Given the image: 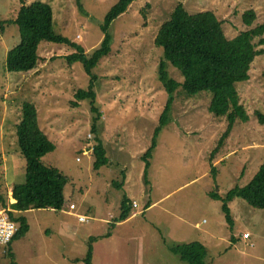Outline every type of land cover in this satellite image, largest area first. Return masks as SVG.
I'll list each match as a JSON object with an SVG mask.
<instances>
[{"label":"rangeland","instance_id":"obj_1","mask_svg":"<svg viewBox=\"0 0 264 264\" xmlns=\"http://www.w3.org/2000/svg\"><path fill=\"white\" fill-rule=\"evenodd\" d=\"M115 1L80 0L83 13L78 0H25L46 29L81 43L88 54L100 43V25ZM178 2L191 14L214 12L228 39L264 24V0L132 1L111 23L110 52L93 68L95 105L101 113L98 137L108 157V164L98 171L92 169L90 107L86 100L73 105L77 90L90 84L82 64L70 65L64 57L74 49L41 41L33 70L9 71L7 53L21 36L18 26L3 24L0 121L6 106L15 112L5 131L0 130V184L7 205L12 203V186L25 179V160L16 134L24 100L35 106L41 130L56 145L43 161L68 179L60 184L65 197L62 211L31 207L22 212L29 229L13 242L16 264H82L80 257L90 237H94L93 264H188L171 247L194 240L207 246L208 264H264V211L235 198L228 204L234 220L231 228L222 203L209 196L216 192L225 197L233 187L246 186L264 161V126L255 115L257 111L264 114V53L252 63L250 78L236 83L250 120L234 125L212 162L211 153L227 127L225 118L210 113V92L191 96L182 87L175 91L171 122L160 134L150 183L146 182L144 156L169 96L159 75L163 48L155 40ZM21 6L20 0H0V26L2 21L15 19ZM251 10L256 18L248 26L243 15ZM255 42L264 48L258 39ZM168 70L183 80L175 67L169 65ZM85 150L89 152L83 155ZM124 196L132 206L135 201L140 207L133 209L136 216L118 223ZM70 203L77 206L75 213L89 217L88 223L63 212ZM151 204L156 206L149 208ZM1 260L0 264H10L7 256Z\"/></svg>","mask_w":264,"mask_h":264},{"label":"trees","instance_id":"obj_2","mask_svg":"<svg viewBox=\"0 0 264 264\" xmlns=\"http://www.w3.org/2000/svg\"><path fill=\"white\" fill-rule=\"evenodd\" d=\"M21 1V8L15 19L2 21L0 29H4V23H13L19 27L20 42L7 53L6 66L9 71L26 73L35 68L39 56L37 48L41 41H51L70 46L74 51L65 55L70 65L81 63L85 72L90 76V84L87 89L80 88L75 93L76 100L73 105L78 106L86 100L92 113L91 133L94 145L92 154L94 161L92 169L98 171L108 164V157L103 141L98 137L97 122L101 113L96 107V92L94 82L97 75L93 74V68L100 59L106 56L111 49L112 37L109 32L111 23L122 15L130 3L134 0H116L104 16L100 31L102 39L97 47L88 54L81 43L71 40L69 37L49 31L41 24L37 16L27 7L25 0ZM78 7L84 13L82 2L78 0ZM256 18L254 11H247L243 15L246 25L251 26ZM264 45V24L238 34L228 39L223 22L212 11H204L195 14L189 13L182 2L176 4L169 18L163 23L156 36V45L163 48L162 61L159 75L167 93V104L160 116V124L156 128L152 145L144 156L146 162L145 178L150 183L149 175L152 168V160L159 146V138L164 127L171 122V112L174 103V93L179 88L188 95H196L207 91L211 93L209 111L217 118H225L227 127L219 140L218 146L211 153L210 161L223 147L226 139L236 123H248L250 116L241 103V96L236 83L247 81L250 78V70L255 58L264 53V48H258L257 42ZM175 67L183 77L178 81L169 73L168 66ZM22 114L16 126L18 146L25 160V179L23 183L14 184L11 188L12 198L16 203L11 208L17 213L29 208H51L60 211L64 205L65 197L61 182H68L65 175L56 167L49 166L43 161L44 157L56 150V145L41 130L35 106L29 100L22 104ZM256 118L264 126V114L256 112ZM211 173L216 177L217 170L212 164ZM124 175V174H123ZM65 178V179H64ZM124 178V177H123ZM3 186L0 184V204L7 206V200L3 194ZM212 200L222 203V212L232 228L234 220L228 208V204L241 198L253 209L264 211V161L252 180L244 187L235 186L222 197L218 193H210ZM153 204L150 205V207ZM132 202L124 196L120 204V214L117 222L127 220L131 215ZM149 207V208H150ZM11 212L10 216L18 226L13 239L5 245L11 263L16 264L14 254L10 252V244L13 240L23 236L29 229L26 218ZM108 234V233H107ZM94 237L89 238L88 249L83 264L92 263V245ZM173 253L188 264H208L206 261L208 249L201 241H190L175 244L171 247Z\"/></svg>","mask_w":264,"mask_h":264},{"label":"built area","instance_id":"obj_3","mask_svg":"<svg viewBox=\"0 0 264 264\" xmlns=\"http://www.w3.org/2000/svg\"><path fill=\"white\" fill-rule=\"evenodd\" d=\"M91 137V135H90ZM89 151L85 150L83 152V155L87 154ZM78 161L80 158L77 159ZM12 204H8L7 206H2L0 204V245L5 246L8 244L14 237L15 233L18 230L17 224L14 222V220L11 218L10 214L13 212V209L10 207ZM134 207H137L136 204H134ZM70 210H75V205L69 206ZM78 219L80 222H88V218L85 216H78ZM249 233L244 234V237L248 238ZM3 253H6L4 250Z\"/></svg>","mask_w":264,"mask_h":264},{"label":"crops","instance_id":"obj_4","mask_svg":"<svg viewBox=\"0 0 264 264\" xmlns=\"http://www.w3.org/2000/svg\"><path fill=\"white\" fill-rule=\"evenodd\" d=\"M37 64H38V62H37ZM8 109H9V107L6 106L5 112H4L3 114H1L0 130H1V131L3 130V132L5 131V126L7 125V123H8V122H11V121L13 120V115H12V113H15V112L12 110V108H10V110H8ZM9 198H11V202H12L11 204L14 205V204L16 203V200H14V198H12L11 190L9 191ZM134 204H136L137 207H134ZM12 205H11V206H12ZM70 205H75V204H74V203H70L69 206H70ZM11 206H10V207H11ZM65 206H66V205H65ZM155 206H156V204H153L150 208H154ZM75 207H76L75 210H70V208H68L67 211L63 210V212L66 213V214L69 215V216H72V215H73V216L77 217V219H78V216H84V215H82V214H77V213H75L74 211L77 210V206L75 205ZM138 207H140V206H138V204L134 201V202H133V206L131 207V212H133V209L138 208ZM60 211H62V209H61ZM13 212H14V213H17V212L14 211V210H13ZM19 214H22V213L18 212L17 215H19ZM137 214H138V212H134L132 216L134 217V216H136ZM85 217L88 218V222H89V217H88V216H85ZM130 217H131V216H130ZM130 217H129V218H130ZM129 218H128L127 220H129ZM131 218H132V217H131ZM127 220H125V221H120V222H118V223L126 222ZM78 221H79V219H78ZM79 222H80V221H79ZM88 222H85V223H88ZM80 223H83V222H80ZM24 235H25V234H24ZM17 239H18V238H17ZM15 240H16V239H15ZM13 242H14V240H13L12 243L10 244V252L14 254V259H15V261H16V258H15L16 255H15V252H14ZM202 243H203V242H202ZM0 247H2V250H0V262L2 261L1 259L4 258V257H6V256L11 260V257L8 255V249H7V246L5 247V246L0 245ZM206 247H207V246H206ZM207 249H208V248H207ZM4 250L6 251V253H3ZM86 252H87V251H86ZM85 255H86V253H85ZM85 255H84L83 257H80L81 260H82V258L85 257ZM73 259L76 260V259H79V258L77 257V258H73ZM9 263L12 264L11 261H10ZM76 264H79V261L76 262ZM82 264H83V261H82Z\"/></svg>","mask_w":264,"mask_h":264}]
</instances>
